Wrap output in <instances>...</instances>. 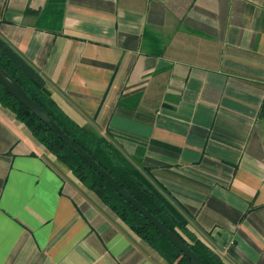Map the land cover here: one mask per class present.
<instances>
[{"label": "crops", "instance_id": "1", "mask_svg": "<svg viewBox=\"0 0 264 264\" xmlns=\"http://www.w3.org/2000/svg\"><path fill=\"white\" fill-rule=\"evenodd\" d=\"M0 37L226 264H264V0H0ZM0 264H170L0 105Z\"/></svg>", "mask_w": 264, "mask_h": 264}, {"label": "trees", "instance_id": "2", "mask_svg": "<svg viewBox=\"0 0 264 264\" xmlns=\"http://www.w3.org/2000/svg\"><path fill=\"white\" fill-rule=\"evenodd\" d=\"M2 67L55 123L133 198L164 226L180 238L207 264H226L189 228L186 216L162 193L150 178L149 168L140 169L109 139L96 131L81 127L70 119L52 98L45 79L30 62L0 37ZM0 105L12 111L33 136L137 236L156 250L170 264H194L174 247L131 204L122 198L85 161L75 154L30 110L0 84ZM264 116V100L260 108Z\"/></svg>", "mask_w": 264, "mask_h": 264}, {"label": "water", "instance_id": "3", "mask_svg": "<svg viewBox=\"0 0 264 264\" xmlns=\"http://www.w3.org/2000/svg\"><path fill=\"white\" fill-rule=\"evenodd\" d=\"M0 84L14 96L22 105L30 110L41 122H43L60 140H62L75 154L85 161L95 172L98 173L108 185L122 198L131 204L142 214L161 234L176 247L185 257L194 264H207L190 247H188L173 232L168 230L155 216H153L143 205L133 198L113 177L94 161L82 148H80L70 137L55 123V121L42 109L26 91L2 68L0 67Z\"/></svg>", "mask_w": 264, "mask_h": 264}]
</instances>
